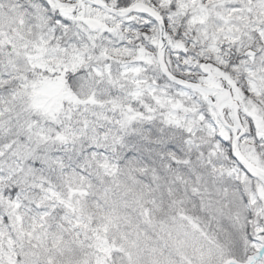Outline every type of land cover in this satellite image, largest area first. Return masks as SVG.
I'll return each mask as SVG.
<instances>
[{"label": "snow or ice", "instance_id": "6c2138e0", "mask_svg": "<svg viewBox=\"0 0 264 264\" xmlns=\"http://www.w3.org/2000/svg\"><path fill=\"white\" fill-rule=\"evenodd\" d=\"M0 264H264V0H0Z\"/></svg>", "mask_w": 264, "mask_h": 264}]
</instances>
